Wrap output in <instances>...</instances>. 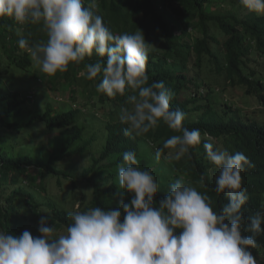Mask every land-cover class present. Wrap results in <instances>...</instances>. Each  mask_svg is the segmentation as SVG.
<instances>
[{"label": "clouds", "instance_id": "obj_1", "mask_svg": "<svg viewBox=\"0 0 264 264\" xmlns=\"http://www.w3.org/2000/svg\"><path fill=\"white\" fill-rule=\"evenodd\" d=\"M239 2L264 15V0ZM97 7V0H0V18L20 26L18 44L27 47L34 62L16 81L0 72V91H27L28 102H36L42 113L51 106L53 116L61 114L64 120L53 123L55 130L40 122L38 127L48 134L45 140L56 137L69 147L83 148V139L94 134L113 135L126 148L116 168L119 208L90 207L93 192L89 185L85 188L86 181L78 180L76 186L71 182L69 190L55 177L57 183L47 188L59 189L58 199L41 192L55 204L59 224L42 215L18 223L16 235L0 230V264H264V213H255L257 198L264 196V135L248 134L249 141L241 145L232 143L230 132L184 127L185 113L170 108L172 89L163 81L149 83L147 62L157 48L155 59L165 64V75L183 70L202 77L203 89L218 97L215 112L225 124L240 112L263 132L264 89L259 81H240L227 51H201L194 36L190 45L179 39L170 46L162 32L114 34ZM27 25H39L46 39L27 46ZM94 54L101 59L82 69L68 68ZM250 66L264 83V59ZM98 76L99 83L91 81ZM186 93L182 91V99ZM55 97L62 102L58 108ZM73 127L81 130L78 139L76 132L66 133ZM192 153L202 166L197 183L187 169ZM180 168L184 172L157 202L155 177ZM205 173L216 179L215 193L227 197L224 205L200 190L206 187ZM125 193L133 194L130 203L124 201Z\"/></svg>", "mask_w": 264, "mask_h": 264}, {"label": "trees", "instance_id": "obj_2", "mask_svg": "<svg viewBox=\"0 0 264 264\" xmlns=\"http://www.w3.org/2000/svg\"><path fill=\"white\" fill-rule=\"evenodd\" d=\"M97 5V14L103 17L104 23L114 34L130 33L135 29L162 32L170 46L176 45L179 39L190 45L194 36L200 43L201 51H210L212 47L217 51H227L240 81L251 82L249 78L252 77L264 89V83L260 82L263 76H256L258 70L250 66L251 62L264 59V15L249 12L239 0H97ZM19 27L11 18H0V72H5L1 75L10 73L14 81L21 79L34 63L27 47L21 48L18 44ZM176 30L180 31L178 36L174 34ZM23 35L28 42L27 46L46 39L39 25L25 26ZM153 50L158 51L157 48ZM153 50L147 62L149 83L163 81L166 87L172 89L174 95L170 100V108L185 113L184 127L213 134L230 132L232 143L235 141L241 145L249 141L248 134L254 137L264 135V131L256 130L254 125L248 124V117L241 116L240 112L234 114L232 122L225 124L224 119L219 117L220 112H215L218 97L211 96L210 91L203 89L202 77L183 70L176 76L171 73L165 75V64L155 59L156 53ZM98 59L101 58L94 54L90 58L86 57L79 65L70 64L68 68L74 70L79 66L82 69ZM248 66L252 69L250 73L245 71ZM91 81L99 83L101 80L98 76ZM183 90H187L185 99L181 98ZM25 95L27 91L22 94L16 90L9 93L6 88L0 91V186L3 189L0 195V230L16 235L15 227L18 223L34 222L36 217L42 215L49 216V221L59 224L56 217L58 210L53 201L45 200L47 196L36 195L37 191L47 193L46 180L50 177H58L60 182L62 179H71L74 186L78 180L86 181L93 192L90 207L119 208L120 198L116 193L120 189L116 168L118 159L123 161L121 158L126 151L125 146H121L113 135L101 137L98 134L83 139L86 143L83 148L78 144L75 148L73 145L69 147L51 136L37 143V137L43 134L41 129L39 136L35 135L41 121L47 122L50 130H55L57 128L53 123H61L64 118L61 114L53 116L51 106L48 107L50 110L47 108L42 113L38 104L29 103ZM8 130L15 135L31 136V142L38 144L36 150L42 152H16V141L13 147L9 144ZM73 131L78 139L81 130L73 127V130L69 129L66 133ZM203 143L201 139V147ZM191 157L193 162L187 169L192 171V177L197 179L194 182L197 183L202 166L197 160L198 155L192 153ZM261 159L263 162L260 164L263 165L264 159ZM142 165L139 162V166ZM184 170L180 168L155 177L160 188L155 197L157 202L166 196L169 185ZM205 174L206 187H197L210 195L214 202L224 205L227 197L214 191L216 179ZM10 187L12 190L8 193ZM132 196L131 193H125L124 201L130 203ZM255 209V213H264V196L257 198ZM259 252L263 253L262 250Z\"/></svg>", "mask_w": 264, "mask_h": 264}, {"label": "rangeland", "instance_id": "obj_3", "mask_svg": "<svg viewBox=\"0 0 264 264\" xmlns=\"http://www.w3.org/2000/svg\"><path fill=\"white\" fill-rule=\"evenodd\" d=\"M15 89H20V87H16ZM15 89H13V90H15ZM50 95L53 96V94H51V93H50ZM54 99H56V97ZM61 104H62V102L57 100V99L54 101V105L56 106V108L60 107ZM39 130H41L40 127H37V130L35 131V135H38ZM7 135H9V139L8 140L10 142L9 144L11 145V147L14 146V140L16 141V143H15L16 152H22L23 151V152H27V153H31V154L36 153V152H42L40 150L39 151L36 150L38 144H33L31 142V140H30L31 136H24L23 134H18V135L16 134L15 135V133H13V132H11L9 130L7 131ZM47 135L44 132H43L42 135H40V136L38 135L39 137H37V143H40L42 141L44 142V140H45ZM210 138H214V137L212 136ZM11 141H13V142H11ZM45 153H46V151H45ZM71 182H72L71 179H63V183L66 186V188H68V185H69V190L73 189L71 184H70ZM56 183H57V178H55V177H50V178L47 179V184L48 185H55ZM87 186L88 185H86L85 188H87ZM11 190H12V187H10L8 189V193H10ZM51 190H52V192H51ZM90 190L91 189H87L86 192H89ZM47 191H48L47 192L48 195H51L52 197H55V198L58 199V197L55 196V192L56 193L60 192V190L59 189H55V186L48 187ZM77 191H79V196L82 197L80 189H78ZM37 194H41L42 195V192L41 191H37ZM89 197L90 196H88L87 198L89 199ZM66 198H73V197L72 196H67Z\"/></svg>", "mask_w": 264, "mask_h": 264}]
</instances>
